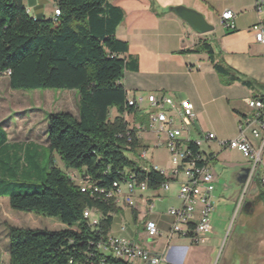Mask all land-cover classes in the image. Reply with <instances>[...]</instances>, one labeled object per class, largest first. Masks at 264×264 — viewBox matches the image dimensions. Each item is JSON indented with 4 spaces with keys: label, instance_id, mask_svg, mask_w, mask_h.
<instances>
[{
    "label": "trees",
    "instance_id": "trees-1",
    "mask_svg": "<svg viewBox=\"0 0 264 264\" xmlns=\"http://www.w3.org/2000/svg\"><path fill=\"white\" fill-rule=\"evenodd\" d=\"M59 16L33 18L23 0H0V76L7 77L14 91L64 90L77 94V114H47L46 145L38 155L7 144L0 127V198H7L11 210L56 219L59 230L23 229L7 226L8 264H90L96 244L110 231L115 201H103L99 194L82 193L79 180H88L100 190L123 185L131 175L156 191L165 181L150 168L143 171L126 157L138 140L125 114L126 91L121 85L124 72L136 71L137 62L125 58L128 47L115 37L124 19L111 0H52ZM183 54L204 53L214 72L225 83H252L223 65L206 40ZM117 115L111 119L110 111ZM49 152L38 184L16 180L19 175L37 174V158ZM195 154L197 150L189 146ZM57 154L67 171L55 166ZM77 181V182H76ZM258 198L264 203V189ZM97 217L92 225L83 214Z\"/></svg>",
    "mask_w": 264,
    "mask_h": 264
},
{
    "label": "crops",
    "instance_id": "crops-1",
    "mask_svg": "<svg viewBox=\"0 0 264 264\" xmlns=\"http://www.w3.org/2000/svg\"><path fill=\"white\" fill-rule=\"evenodd\" d=\"M110 3L124 13L115 37L127 44L125 58L137 62V70L125 71L121 80L126 98L164 95L170 97L174 105H178L179 101L189 102L195 121L182 131L180 140L183 142L214 135V139L204 142L200 149L214 176L212 204L215 203L213 194L216 190L221 189L223 194L231 191L232 186L242 188L238 174L241 169L248 168L247 161L239 151L224 148L219 142L238 137L240 122L254 114L247 105L249 100L264 101V46L255 42L250 31L255 23L264 20V5L257 11L255 0H111ZM23 6L33 18H50L55 4L52 0H23ZM178 6L200 13L214 30L203 36L195 34L183 21L168 12L169 8ZM228 10L234 14L232 31L220 25L221 14ZM200 40L208 41L223 65L252 85L246 87L238 82L225 83L214 72L204 53H181L196 48ZM153 112L145 106L139 111L125 114L124 120L130 129H142L138 146L133 152L137 165L145 172L157 167L168 177L172 167L164 147L165 136L149 130V119ZM138 114L145 116L141 123L137 122ZM116 115L115 111L110 118ZM178 123L181 122L178 120ZM252 129L258 127L253 125ZM259 133L260 138H255L251 130L245 132L248 142L254 148L259 146L264 135L262 130ZM6 137L8 146L21 149L24 155L29 152L38 155L47 147L45 139L33 144L30 141L19 143L17 137L12 140L7 133ZM149 147L164 150L170 165L160 169L155 164L158 160L153 159V156L147 162L145 159ZM142 152H145L143 159L140 157ZM69 173L73 175L75 172ZM259 175L264 177V148L256 178ZM183 181V176L179 174L170 182L167 192L161 189L137 191L132 196L133 207L126 205L127 191L121 185V199L118 197V211L112 215L108 237L126 239L151 254L163 255L165 260L161 264H264V203L258 198V180L252 188L262 207L250 212L249 231L225 241V236L222 238L221 234V223L224 222L212 223L213 212L211 233L205 242L198 245L192 244L184 236L168 237L173 219L167 211L182 206L178 194ZM147 192L149 194L143 195ZM155 198L164 199L167 205H162ZM148 221L154 222L157 227L159 235L155 238H149L146 234L145 225ZM58 226L63 228L59 223ZM222 244L225 245V253L218 259L217 252Z\"/></svg>",
    "mask_w": 264,
    "mask_h": 264
},
{
    "label": "built area",
    "instance_id": "built-area-1",
    "mask_svg": "<svg viewBox=\"0 0 264 264\" xmlns=\"http://www.w3.org/2000/svg\"><path fill=\"white\" fill-rule=\"evenodd\" d=\"M263 5L264 0H255L257 11H260V7ZM53 15L59 16V9L54 8ZM233 21L234 14L232 11H225L220 16V25L228 31L234 30ZM250 31L255 42L264 46V20L255 23ZM126 105L133 111H139L145 106L154 111L149 119V130H154L157 134L163 133L165 136L164 147L170 156L172 170L167 177L157 167L152 168L163 175L165 179L159 189L167 192L170 182L174 181L179 174L184 179L178 194L182 206L167 211V214L173 219L168 237L172 235L184 236L195 245L205 242L206 237L211 233L210 220L214 212L212 204L214 176L200 149L204 142L213 140L214 135L209 134L196 140L183 142L180 140L182 131L189 123L195 121L192 106L187 101H179L178 105H174L173 100L164 95H136L127 98ZM247 105L254 111V114L240 122L238 137L231 141L219 142L224 148L239 151L247 161L249 172L243 184L244 189H241L242 194L246 192L249 184L259 173L264 148V135L261 137L257 148L252 147L245 136L248 129L251 130V134L255 138H260V130L264 132V101L249 100ZM178 120L181 123L176 124ZM253 125L257 126L258 129H252ZM130 130H132L133 136L127 138L128 143L132 142L133 138L138 140L142 133L141 128ZM189 146H193L197 153L189 150ZM144 156L145 152H142L140 157L143 159ZM71 179H75L74 175L71 176ZM78 185L82 193L89 191L92 195L99 194L103 201L113 199L116 204L118 202L120 185L117 183H114L112 189L108 190L92 187L88 180H79ZM123 185L127 191L125 203L128 207H133L132 196L137 191L145 192L148 190L146 182H138L133 175ZM83 216L85 219H89L92 225L97 224V217L89 211H85ZM145 231L149 238H155L159 235L155 223L151 221L146 223ZM92 256L93 260L90 264H161L165 260L163 255L151 254L126 239L108 236L96 244L95 254Z\"/></svg>",
    "mask_w": 264,
    "mask_h": 264
},
{
    "label": "rangeland",
    "instance_id": "rangeland-1",
    "mask_svg": "<svg viewBox=\"0 0 264 264\" xmlns=\"http://www.w3.org/2000/svg\"><path fill=\"white\" fill-rule=\"evenodd\" d=\"M218 27H216L217 29ZM77 94L75 91L64 90H35V91H14L9 88L7 77L0 76V127L5 128L7 135L13 140L17 137L19 143L32 142L40 143L46 138V122L45 117L50 113L68 112L72 115L77 114ZM115 111L112 109L109 113L111 117ZM142 114L136 116L137 122L141 123ZM145 123V119H144ZM130 160H136L134 153L125 152ZM151 156L158 160L157 164L160 169L165 168L169 163L168 157L164 150H154L149 147L147 149L146 161L149 162ZM49 158V152L46 150L43 158H37L38 172H30L28 175H19L16 180L31 182L38 184L36 179L41 170L46 166ZM52 161L55 166L61 168L65 174H69L60 161L57 154L53 153ZM144 163V162H143ZM170 164H168L169 166ZM259 182L264 189V177L258 176L249 184L246 192L242 194V188L231 187V191L221 192L216 190L213 194L215 203L212 223L224 222L222 224V238H234L236 235L244 234L250 229V212L260 210L261 205L257 202L256 195L253 193V184ZM77 182V181H76ZM125 185L122 189L125 190ZM237 189V190H236ZM255 191V190H254ZM137 193V192H136ZM149 194L143 193V195ZM134 196V195H133ZM121 199V195L118 196ZM162 205H167L164 199L155 198ZM219 199V200H218ZM157 211V205L155 206ZM7 226L23 228V229H47L59 230L58 221L56 219L35 216L23 212L13 211L8 206L7 198H0V264H8L7 254ZM224 241V244H225ZM219 248L217 258L219 259L225 253V245Z\"/></svg>",
    "mask_w": 264,
    "mask_h": 264
},
{
    "label": "water",
    "instance_id": "water-1",
    "mask_svg": "<svg viewBox=\"0 0 264 264\" xmlns=\"http://www.w3.org/2000/svg\"><path fill=\"white\" fill-rule=\"evenodd\" d=\"M168 12L183 21L191 29L192 32L199 36L206 35L214 30L213 26L208 24L200 13L192 9L178 6L169 8ZM248 172V168H243L240 170L238 176L240 180H242V184H244L248 176Z\"/></svg>",
    "mask_w": 264,
    "mask_h": 264
}]
</instances>
